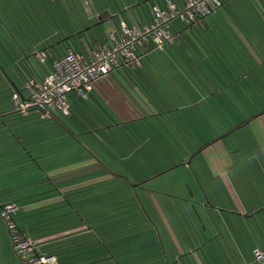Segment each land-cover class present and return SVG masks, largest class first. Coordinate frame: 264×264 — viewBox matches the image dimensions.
<instances>
[{
  "label": "rangeland",
  "instance_id": "374dc122",
  "mask_svg": "<svg viewBox=\"0 0 264 264\" xmlns=\"http://www.w3.org/2000/svg\"><path fill=\"white\" fill-rule=\"evenodd\" d=\"M125 3L131 4V1L54 0L52 7L55 9L44 12H46L47 19H51V15L58 18L57 25L60 27L79 30L84 28V25L81 26V24L86 23L87 29L96 28L101 37H107L118 24L116 19L107 16V12L114 14L122 10L121 14H126L128 19L134 15L136 18H140L138 11L133 12L127 9L125 11ZM10 4L11 6H9ZM143 6L140 12L149 15L148 5L143 4ZM27 10L17 0H0V65L5 68L10 78L17 85L24 83L21 73L29 74L26 66L18 65L19 59L15 54L17 45L14 40L20 37L19 33L30 41V66L40 74H43L46 67V64L39 63L34 56H31L32 47L35 44L32 39L36 40V35L40 34L42 28L39 20L33 21L30 27L27 25L28 20L25 17ZM36 14L39 12L37 11ZM100 14H104V22H99L95 18L99 17ZM90 16L93 17L92 20H88ZM99 24L101 25L97 26ZM195 46L196 44H192L191 37L186 34L185 38L179 39L175 55L186 60V56L190 55L191 51H196ZM57 50L63 52L62 47H58ZM54 54H57V51H54ZM1 72L3 71L1 70ZM176 74L179 77L180 74ZM113 78L124 82L128 92L132 94L131 86H129L133 81L131 77L126 76L124 79L121 74L116 72L113 73ZM177 80L178 84L176 85L186 84L184 78L179 77ZM5 81L6 83L9 82L8 79ZM4 84L0 73V113L11 110V108L15 110L13 96L8 95L7 89L2 88L1 85ZM196 87V94L200 98L208 94L206 89L204 90L200 85H196ZM232 92H234V88L229 90L228 87L226 99L230 101H227L229 105L219 107L212 100L208 106H203L200 102V106H196V109L203 111L205 108H209L211 114L206 116L208 121H195L191 125L189 123L193 128L189 129L185 122L179 123L178 120L185 114L182 111L175 112L176 114L172 115L173 119L171 118L174 122L170 120L171 125L173 127H178V124L183 126L178 130H181L184 137L172 136L174 134L169 133L171 132L169 123L163 119H159L158 122L157 119L152 118L150 123H146V126L152 131L151 133L143 125L141 131L144 129V134L149 135V137L151 136L155 140L159 138L162 142L167 139L166 151L169 152L170 157L164 161L165 155L157 153L160 164H144L142 168L145 169L139 170L133 169L132 165L138 158L137 156L132 155V157L125 159L123 156L129 155L126 154L127 151L125 153L123 134L129 135L127 136L128 142L134 144L129 134L131 131L127 132L125 129L100 130L96 138H93L87 134H82L87 127H90L88 121L83 119L84 121L80 120L75 123L71 122L69 118L62 117L64 123L69 125L77 134L74 138L51 118H42L32 114L29 116L14 114L0 119V143L2 142L6 146L11 141L13 142V139L19 137L24 142H28L30 153V155L14 153L7 148L4 152L6 154L0 157V181L4 184L2 187L4 193L9 194L7 198L12 202L14 201L15 206L22 207L30 204L32 200L43 202L57 193L59 194L62 185L103 174H114L116 175L114 180L80 189L73 193H66L67 206L55 204L49 208L41 209L43 211H40L37 216L28 218L30 224L32 226L42 225L56 231L80 225L104 226L103 223L107 222L109 226L115 228V237L123 236L122 232L125 229L122 227L131 225L130 228H134L137 234L135 235L132 230L128 240L132 243L141 241L148 244V257L153 259L157 258L153 247H150L149 244H156L161 241L167 250L166 244L172 243L169 235L165 233L163 217H168L169 220L172 217L177 222L175 228L179 234L176 235L179 241H183V243L188 241L192 245L199 244V242H209V248L207 249L206 245L201 251L217 254V257L221 256L220 243L225 238V235L221 233V228L223 229L228 225L233 227L235 233L229 234L230 237H237L241 252L248 257L250 243L253 242V238H257L261 234H257L252 219L244 220L233 214V209L236 207L235 201L225 180L231 183L236 195L245 200L246 194L251 200L252 206L264 204V155L259 154L262 147L256 136L257 132L250 123L242 129L234 131L236 125L264 107L259 109L254 107V103L258 99L247 101L244 98L240 101H233ZM134 99L139 104L141 103L137 98L134 97ZM180 100L181 98L175 99V103H180ZM258 102L262 101L259 100ZM234 103L239 107L234 106L236 105ZM104 104L119 119L116 112L105 101ZM250 104L253 106L251 107ZM223 106H227L228 109L240 108V113L235 111V114L234 110L220 113ZM241 108L244 110L243 114ZM150 111H152L151 108ZM247 111L248 113H246ZM231 127L233 130L227 132L226 130ZM129 129L132 130L130 127ZM155 131L156 133H154ZM131 133L137 139V133L134 131ZM225 134L226 139L222 140L227 147L236 145L234 151L232 147L230 148L231 151L229 152L233 153L228 154L231 163L235 164L234 167L224 168V173H221L211 167V162L219 161V155L216 154L218 152L216 151L217 146L203 152L196 150L204 148L209 143L214 144ZM154 139L153 141H155ZM156 151L158 152V150ZM145 156L149 157V155ZM181 160H184L185 164L181 163ZM81 161L88 163L94 161V163L90 164L91 167L88 166L86 169L67 173L60 177L50 179L47 174L50 171L57 170L56 172H60L61 169H71ZM166 166L170 170L161 171ZM46 178L51 181L48 180L46 183L39 184V182L46 181ZM156 204L161 207V210L157 208ZM229 212L232 214H228ZM259 219L264 222V212L260 214ZM38 222L40 223L38 224ZM119 229L120 231H118ZM139 230L141 234H138ZM118 232L120 233L118 234ZM132 253H137V251H132ZM13 257L17 261L13 264H20V260L15 254ZM159 263L160 261L157 259L152 264ZM172 264L174 263L172 262ZM179 264H185V262L182 261Z\"/></svg>",
  "mask_w": 264,
  "mask_h": 264
},
{
  "label": "crops",
  "instance_id": "0c3cea01",
  "mask_svg": "<svg viewBox=\"0 0 264 264\" xmlns=\"http://www.w3.org/2000/svg\"><path fill=\"white\" fill-rule=\"evenodd\" d=\"M130 1L131 4L125 3L124 10H132L133 12L138 11L140 15L139 19L136 18L135 15L131 19H128L126 14H121L122 10H120L119 13H108L111 16L114 15L113 17H115L116 20L118 17V20L126 21L130 25L135 23L142 25L151 20L152 14L150 12L149 15H144L140 12L141 7H144L143 4H145V0ZM181 1L182 0H175V2L178 3H181ZM226 6L227 10L218 11L212 17L207 18L205 23H201V25L186 30L185 35H189L192 44H196L195 47L199 49L197 50L194 47L196 51H191L190 55L186 56L187 58L185 60L187 64L185 73L186 84L181 85L182 87L185 86L186 89L185 102L187 110L185 111L186 113L183 112L185 115L182 117L185 123L193 121L196 112L204 121H208L206 116L207 114H211L210 109L205 108L203 111H196L195 108L190 109V107H195V104L202 102L203 106H208V103L214 100L216 106L217 104L219 107L221 105H229L228 102L230 101L226 99L228 87L229 90L234 88V92L231 93V96H234V99H232L233 101H240L244 98L247 101L258 99V101L261 100L262 102L257 101V104L253 102L254 107L257 109L264 107V0H232L230 3H227ZM113 17L112 19H114ZM95 18L98 19L99 17L97 16ZM92 19V16L88 17V20ZM135 19L136 21L138 20V22H136ZM100 25L101 24H99V26ZM170 29L173 37L179 40L181 34H175L172 28ZM86 33H88V30ZM19 36L18 39L15 38L14 40L18 48H15V54L19 59L18 65L25 66V63L29 61L27 60V56H30V41L26 37L20 35V33ZM42 42L45 41L42 40ZM214 45H216V49ZM58 47H62L63 52L57 50ZM32 48L31 53L34 55L37 51L42 50L44 45L41 47L40 44H37ZM46 48L48 49L47 53H49L51 59L46 63L43 74L38 73L36 75L37 80H42L45 74L51 71L53 59L64 56L66 51V48L61 44H58L56 47ZM54 51H57V54H54ZM0 69L3 71L1 72L0 70L1 78H3V82L6 84L1 86L9 91L8 95L12 97L15 93H23L26 79L31 78V76L27 74L26 79L22 78L24 83L22 85H17V83L10 78L2 65H0ZM6 79H8L9 82L6 83ZM196 85H200L204 90L206 89L205 91H207L208 94L200 98V96L196 94ZM230 86L232 87L230 88ZM176 88L179 91L180 87L178 86ZM130 90L132 94H130L127 89L123 90L116 82L108 80L107 83L96 85L93 96L101 102L105 101L106 104L116 112L120 121L123 123H136L137 121L139 125L143 127L142 123L151 122L149 117L156 113V111L142 93L134 91L132 87ZM131 97L133 99L134 97L137 98L141 103L139 104ZM234 106H237V104ZM250 106L252 107L253 104H250ZM150 108L152 111H150ZM235 108L236 107L228 109L227 106H223L220 113H225L229 110H234V113L235 111L240 113V108ZM12 109L13 108L0 113V119L14 115L15 110ZM243 112L244 110L241 108V113L243 114ZM246 113H248V111ZM32 115H39L42 118H46L39 113H32ZM241 123L246 124L239 126ZM249 123L252 124L255 132H257L256 136L260 140L262 149H260L259 154L264 155V108L253 115H249L247 119L235 126L236 129L234 131L242 129ZM225 137L226 134L219 141L214 142V144L211 143L202 150L203 152L206 149L209 150L217 146L216 148L218 149H216V151L218 152L216 154L219 155V161L211 162V167L213 170H219L221 173H224V168L229 166L234 167L235 164L231 163L228 154L233 153L229 152L231 151L230 148L232 147L234 151L236 145L227 147L224 140H222L226 139ZM7 148L10 149V152L29 154L28 142H24L19 137H16L15 140L13 139V142L11 141L10 144L6 146H4L2 142L0 143V157L6 154L4 152H6ZM125 148V153L127 151L126 154L129 155H126L124 159L127 157L130 158L136 153L138 154L142 149H146V142L140 141L137 145L130 144L129 142ZM91 163H94V161L89 163L81 161L75 164L76 166L71 169H61L62 171L60 170V172H56L57 170L50 171L47 174L50 178L60 177L67 173L86 169ZM182 163L185 164V162ZM135 167L136 168L133 169H143L141 166ZM167 170H170V168ZM111 180H114V174H103L87 178L83 181L62 185L63 187L60 189L59 194L57 193L48 200L43 201L44 203L42 201L33 200L30 204L23 205L22 207H18L17 205V224L22 229L25 237L35 241V251L41 255L55 257L57 260L56 264H152L157 259L160 261L159 264H172V262L174 264H179L182 261L185 262V264H251L254 251L264 248V222L259 219L260 214L264 212V204L260 203L257 206H252V202L249 200L248 196L245 194L244 200L236 195L231 183L225 179L226 185L235 201L236 207L234 206L235 209H233V214L237 215V218L244 220L248 218L252 219L255 223L254 226H256L257 234H261V236H258L259 238H253V242L250 243L249 255L251 253V256L248 255V257L241 252L237 237H230L229 234L233 235L235 233L233 232V227L228 225L223 229L221 228V233L225 235V238L223 239L222 237L223 241L220 243L221 256L217 257V254L201 251L206 245L207 249L209 248V242H199V244L192 245L188 241H185L187 243L179 241L176 236L179 234L175 228L177 222L174 221L172 217L170 220L168 217H163L165 233L169 235L172 243L166 244L167 250L165 244L161 241L156 244H149L150 247H153L155 257L157 258L153 259L150 258V256L148 257V244L141 241L132 243L128 240L130 239V234L134 231V228H130L131 225L122 227L125 229V231L122 232L123 236L115 237V228L109 226L107 222L103 223L104 226L93 227L80 225L56 231L43 227L42 225L32 226L30 224L28 218L37 216L40 211H43L41 209L49 208L55 204L67 206L66 193H73L80 189L93 187L96 184ZM157 204V208L161 210V207ZM144 213L146 214V212ZM228 214H232V212ZM142 215L145 216L144 214ZM39 223L40 222H38V224ZM118 231H120V229ZM119 233L120 232H118V234ZM134 234L136 235L137 231H134ZM138 234H141L140 230ZM132 251H137V253H132ZM167 251L170 252L171 261ZM14 254L20 260V264H28L14 252L11 235L8 232L4 220L0 217V264L17 263L16 259L13 257Z\"/></svg>",
  "mask_w": 264,
  "mask_h": 264
},
{
  "label": "trees",
  "instance_id": "16d2710c",
  "mask_svg": "<svg viewBox=\"0 0 264 264\" xmlns=\"http://www.w3.org/2000/svg\"><path fill=\"white\" fill-rule=\"evenodd\" d=\"M17 1L19 4H21L24 7V9H28L27 10V16L28 17L27 16H25V17L28 20L27 25L29 27L33 21L36 22L35 20H39V23L41 22L42 30L40 31V34L36 35V40L32 39L35 43V44H33L34 46L37 44L38 45L40 44L42 47L44 45V48L42 50L37 51V52L43 51V52L47 53L48 49L46 47H56L58 44H61L62 46H64L66 48V51L68 49H73L76 52H79L81 54H86L88 51V48L98 49V48L104 47L108 43L107 37H105V36L101 37L98 34V32L96 31V28L92 27L90 29H87L85 27L86 24H81V26L84 25L83 29H79V30H72L71 29V30H69L66 27L63 28V27L58 26L57 25L58 18H55V16L53 17L51 15L50 16L51 19L50 18L47 19L46 14H45L46 12H44V11L49 12L50 10L55 9V7H52L54 0H35V1L34 0L33 1L32 0H23V1L17 0ZM166 1H168V0H145V4L148 5L149 12L151 14H153V11H152L153 6L155 4L163 5L164 3H166ZM172 1L175 2V0H172ZM231 1L232 0H222L221 6L214 9V11L210 15H208L207 17H198L197 20L190 25H185V24H182L180 22H175L171 26L172 31L175 34H181L182 39L185 38V36H186L185 33H186V30L188 28H193L197 25H201V23H205V20L207 18L212 17L218 11L227 10L226 4L230 3ZM176 3H178V2H176ZM9 6H11V4ZM12 7H13V5H12ZM13 9H14V7H13ZM33 11H35V12L33 13ZM37 11L39 12V14H36ZM48 12H47V14L50 15V13H48ZM106 14L109 18H112V16L108 12ZM113 18L116 19L115 17H113ZM98 20L100 22H104L105 21L104 14H100ZM117 20H118V17H117ZM135 21H136V19H135ZM136 22H138V20ZM120 23H121V20H118V24L116 25V28L119 27ZM97 26H99V25H97ZM87 30H88V33H86ZM28 32L30 35V30ZM170 34L173 36L171 29H170ZM42 40H44L45 42H42ZM83 40H85V41H83ZM178 42H179V40H176V38L174 37L173 42L165 44V46L163 47L162 50L156 49L155 46H151V45H146L145 47L140 48L139 49L140 59L138 62L137 61H134V62L123 61L120 64V67L115 69L111 73V75L103 78L102 80L98 81L95 84L94 91L96 89V85H99L101 83L102 84L107 83L108 80L116 82L117 85H120L123 90L124 89L126 90L127 88H126V85L123 84L124 82L122 83L120 80L114 79L113 73L117 72V73L121 74L122 78H124V79H126V76L131 77V79L133 81H132V84L129 86H131L134 89V91H139L140 93H142L143 96L149 101L151 106L156 111V113L151 115L149 118L151 120H152V118H155L158 120V122H159V119L166 120V122L169 123V126L171 128V132H169V133H171V135L174 134L172 136L184 137L181 130L180 129L178 130V128H182L183 126H180L178 124V127H173L171 125V122H174V120H171V118L175 112H177V111L178 112L179 111L185 112L187 110L186 109L187 105L185 102L186 89L184 86L182 87L181 85L176 86V84H178L177 78L181 77V78L185 79V73L187 70L186 69V65H187L186 61L180 57L178 58L179 55L178 56L175 55L176 46H177ZM214 47L216 49V45H214ZM66 51H65V53H66ZM35 54L34 55L31 54V56H34L36 58ZM27 60H29V61H27L25 63V66L28 68L29 75L31 76V78L36 79V75L38 74V72L35 71L30 66V56H27ZM175 72L179 73L181 76L179 75V77H178ZM181 72H183V73H181ZM21 75H22L23 79L27 78L26 75H24L23 73ZM28 79H30V78H27L26 80H28ZM178 86L180 87L179 91L176 88ZM93 93L90 94L88 99H84V98L80 97L79 95H77L76 93L70 94L68 97V101L70 104L69 116H64L62 114L57 113V115L53 114L51 119H53L55 122L60 124L62 126V128L65 129L66 132H68L69 135H71L74 138L77 136V134L71 129V127H69V125L64 123V121L62 120V117L63 118H69V119H71V122H75V123L76 122L78 123V121H80V120L88 121V123H90L89 124L90 127H87L82 134H85V135L87 134L89 137H93V138H96V136L98 135V132L100 130H110L111 131L113 129L114 130L115 129H122V130L125 129L127 132L134 131L135 133H137V139H136L135 135H133L131 132L129 133L131 136L130 138L134 141L133 145H137L138 143H140V141H145L146 142V151H144L145 149H142L141 152H139L138 154L137 153L135 154V156H137L138 158H136L135 163L132 164L133 168H136L135 166L143 167L144 164H149V163L160 164V162H158L157 153H162L163 155H165V157H163V158H165L164 161L170 157L168 155L169 152L166 151V149L168 147L167 139L165 142H162V140L159 138H157V140H155L153 137H151V136L149 137V135L144 134V132H145L144 129H143V131L140 130L143 127H141L139 125V122H137V121H136V124H138L137 126L133 122L123 123L122 121L117 119L111 113V111L106 107V105L104 104L103 101L101 102L98 99H96L93 96ZM179 93H183L184 95L179 94ZM177 98H181L180 103H178V104L175 103V99H177ZM195 102H197V101H195ZM196 106L199 107L200 103L195 104V107H190V109L195 108V110L197 111ZM176 108H177V110H176ZM14 114H19V113L14 111ZM1 118H3V117H1ZM170 120H171V122H170ZM195 121H204L201 118V116L197 115V112L194 116L193 121L187 122V125L190 128H193V126H190V125H191V123H194ZM178 122L184 123L185 121L181 117L178 120ZM189 123H190V125H189ZM244 124H246V123H241L239 126H243ZM142 125H144V128L149 130L150 133L152 132V131H150L149 127L146 126V123H144V124L142 123ZM129 127L132 130H130V129L128 130ZM232 129L233 128L226 130V131H230ZM154 133H156V131ZM127 136H129V135L123 134V139H124L123 142H124L125 146H127V144H129V142L127 140L128 139ZM153 139L155 141H153ZM210 144L211 143H209V145ZM207 146L208 145H206L204 148H206ZM204 148L197 149L196 151L203 150ZM156 150H158V152ZM27 155H30V153ZM145 155H149V157H147ZM123 156L126 157V155H123ZM182 162H184V160H181V163ZM168 168L169 167L166 166L161 171H165ZM143 169H145V168H143ZM137 170H139V169H137ZM154 170H156V169H154ZM114 176H116V175H114ZM47 178H46V181L39 182V184L46 183V182H48V180L51 179L50 177H49L50 179H47ZM3 186H4V184L2 183V181H0V212L8 206H15L14 205L15 202H12L9 198H7L9 194L4 193V189L2 188ZM31 202H33V200ZM15 222H16L18 230L21 233H23L22 229L17 224L16 218H15ZM6 227H7V225H6ZM31 240L34 241L33 239H31ZM35 253L39 254L36 251H35ZM39 255H41V254H39ZM42 256H46V255H42ZM46 257H50V256H46Z\"/></svg>",
  "mask_w": 264,
  "mask_h": 264
},
{
  "label": "built area",
  "instance_id": "2783aa9c",
  "mask_svg": "<svg viewBox=\"0 0 264 264\" xmlns=\"http://www.w3.org/2000/svg\"><path fill=\"white\" fill-rule=\"evenodd\" d=\"M261 1V0H256ZM222 0H182L181 3L166 1L153 6L152 19L142 25H130L121 21L119 27L107 36L108 43L102 48H88L86 54L68 49L63 57L52 61V69L42 80H26L24 92L12 97L15 111L23 116L39 113L52 118L59 113L70 114L68 97L76 93L88 99L94 92L95 84L120 67L123 61H139V49L146 45L162 50L172 43L174 37L170 28L175 22L185 25L194 23L198 17H207L221 6ZM41 64L51 56L43 51L35 54ZM17 208L8 206L0 212L1 218L12 235L15 253L28 264H56L55 257L35 253L36 243L21 233L15 222ZM251 264H264V248L256 249Z\"/></svg>",
  "mask_w": 264,
  "mask_h": 264
}]
</instances>
